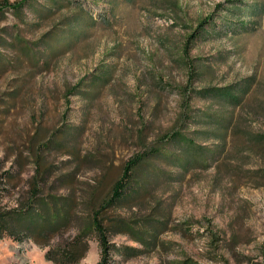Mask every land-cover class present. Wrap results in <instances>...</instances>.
<instances>
[{"label": "rangeland", "instance_id": "1", "mask_svg": "<svg viewBox=\"0 0 264 264\" xmlns=\"http://www.w3.org/2000/svg\"><path fill=\"white\" fill-rule=\"evenodd\" d=\"M4 1L18 0H0V6ZM222 1L179 0L178 14L182 19L173 11H155L150 0L118 3L112 26L100 23L90 27L85 39L70 50L50 57L49 67L34 69L36 73L32 78L25 76L29 64L21 58L22 64L18 66L15 58L19 54L10 47L0 46V63L6 64L0 69V159H4V167L8 168L11 162L18 164L19 153L26 156L33 136L44 143L54 131L70 124L75 129L82 128L76 145L80 155L91 151L106 162L108 169L103 180L106 192L119 177L123 164L140 153L139 131H143L150 142L173 125L183 103L181 90L189 84L187 65L183 63L186 59L191 63L200 58L203 61L195 63L206 65L205 75L189 89L251 79L247 108L233 112L236 121L246 120L253 131L264 132V109L259 107L264 102V16L261 26L253 33L233 37L216 35L183 56L188 33L185 26L193 27L198 19L213 13L214 6ZM93 2L78 0L88 14L99 21L105 4ZM59 18L56 13L49 21H38L42 23L35 26L32 24L39 20L35 12L27 9L19 19L17 14L5 9L0 13V33L19 32L25 41L33 42L48 30L50 22ZM46 53L50 55L47 48ZM104 62L111 70L109 82L89 98L79 94L69 97L66 108L67 85L73 86L97 74ZM16 90L18 93L14 94ZM192 106L208 104L194 98ZM48 160L55 164L56 174L69 171L76 163L63 150H53ZM224 160L222 165L194 169L182 178L161 179L159 184L153 185L150 196H145L146 201L125 204L118 210L128 219L161 210L160 217H168L169 228L199 223L193 225L192 235L175 231L162 234V240L172 242V251L167 254L146 252L141 257L125 259L116 253L113 264H174L185 258L197 264H264V176H261L264 153L235 144L231 135ZM157 165L167 174L180 172L165 163ZM227 165L239 166L242 171L233 173ZM24 169L20 184L29 176V166ZM97 170L95 163H80L77 179L94 182ZM208 222L210 229L206 227ZM209 230L218 236L214 243L210 242ZM111 241L117 246L137 245L123 235L111 237ZM45 250L29 240L17 242L2 238L0 264H53L45 260ZM98 261V244L91 239L80 264Z\"/></svg>", "mask_w": 264, "mask_h": 264}, {"label": "trees", "instance_id": "2", "mask_svg": "<svg viewBox=\"0 0 264 264\" xmlns=\"http://www.w3.org/2000/svg\"><path fill=\"white\" fill-rule=\"evenodd\" d=\"M98 1L105 4L99 21L88 14L78 0L4 1L0 6V13L8 9L22 19L29 9L39 18L32 24L35 26L42 23L38 21H49L56 13L60 18L56 22H50L48 30L33 42L25 41L19 32L4 31L3 34L0 33V46L14 49L19 54L15 58L17 65L22 64L23 58L30 66L25 76L32 78L36 73L34 69L49 67L50 57L70 50L85 39L90 33V27L100 23L112 26L118 3L135 2L94 0L93 3ZM150 2L155 11H173L182 19L178 14L181 9L179 0ZM263 16L264 0L218 2L213 13L198 19L193 27L185 26L188 33L185 35L183 56L186 57L191 49L213 36L233 37L255 32L261 26ZM46 48L50 55H47ZM200 60L203 61L200 58L191 63L188 59L183 61L187 65L189 84L181 90L183 103L173 125L168 132L150 142H147L146 134L140 130L137 136L141 146L140 153L131 156L123 164L119 177L106 192L103 190L104 175L108 169L106 162L91 151L80 155L76 145L82 128L75 129L70 124L54 131L44 143H39L33 136L29 140L26 156L22 153L16 156L18 164L11 162L5 168L4 159H0V239L7 237L17 242L32 241L38 247L46 249L44 258L53 264H80L89 250V241L95 239L99 248V261L96 264H113V255L116 253L125 259L141 257L146 252L169 253L172 251V242L160 238L166 232L192 235L193 225H198L199 222L169 228L168 217H160L161 210L133 219L123 216L118 210L125 204L146 201L145 196H150L153 185L159 184L161 179L175 180L194 169L206 170L213 164H224V150L231 135L235 144L254 147L264 153V132L253 131L246 120L243 123L236 121L233 112L237 108H247L246 97L252 80L244 78L230 84L189 89V86L195 85L205 75L206 65L195 63ZM5 65L0 63V69ZM108 67L104 62L97 74L89 75L73 86L67 85L64 98L66 108L70 103L69 97L79 94L89 98L98 94L100 88L109 82L111 70ZM11 97H14L13 94ZM194 98L208 106L191 107V100ZM213 106H216L215 109ZM259 107L264 109V102ZM144 127L148 128L146 125ZM53 150H63L64 154L71 156L76 161L74 167L56 174L55 164L48 160ZM95 152L99 153L98 150ZM86 161L98 166L94 182L77 179L79 165ZM157 163H165L180 172L177 175L164 173ZM26 165L29 166V176L20 184ZM227 169L233 173L242 171L239 166L227 165ZM248 171L255 173V170ZM261 176H264V170ZM206 227L210 229V222L206 223ZM118 235L127 236L137 245L117 246L111 241V237ZM209 235L210 242L218 240V236L210 230ZM174 264L197 263L185 258Z\"/></svg>", "mask_w": 264, "mask_h": 264}]
</instances>
